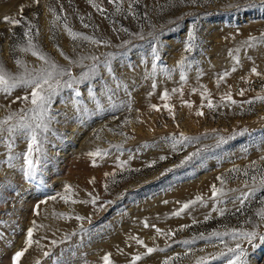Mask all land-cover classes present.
I'll list each match as a JSON object with an SVG mask.
<instances>
[{
    "label": "rangeland",
    "instance_id": "obj_1",
    "mask_svg": "<svg viewBox=\"0 0 264 264\" xmlns=\"http://www.w3.org/2000/svg\"><path fill=\"white\" fill-rule=\"evenodd\" d=\"M33 51L75 82L31 179L25 134L0 135V264H227L236 242L264 264V0H0V65L27 79ZM31 91L0 93V120Z\"/></svg>",
    "mask_w": 264,
    "mask_h": 264
},
{
    "label": "snow or ice",
    "instance_id": "obj_2",
    "mask_svg": "<svg viewBox=\"0 0 264 264\" xmlns=\"http://www.w3.org/2000/svg\"><path fill=\"white\" fill-rule=\"evenodd\" d=\"M110 2H112V0H110ZM21 11H23V9H21ZM4 22L10 23L12 25L18 24V21L10 17H5ZM27 34L28 33H25V35ZM69 35L71 38L76 39V35L72 34L70 31ZM193 39L194 37L190 34L189 41L191 42ZM186 50H189L187 46ZM33 55L37 56L38 59L46 63L48 67L41 68L34 75L32 73H29L27 79H25L23 76L12 75L10 72L6 71V69L2 65H0V93H3L5 95H11L12 91L20 83H23L26 87L32 89L30 97L25 96L17 98L23 99L25 103H30L32 105L31 108H29L23 115L18 116V114L12 113L4 120H0V135L6 132L9 134V136H11L16 132H23L27 137L28 147L26 152L23 154V159L26 166L24 174L28 179H31L35 175V171L40 163V160L34 159L33 157L35 154L43 153L42 145L44 140L46 139L45 134L50 130L49 125L51 123L52 117L49 115V113L51 110L52 98L54 95L57 94L59 88H71L73 87V83L75 82L74 80L63 81L64 76H71V74L64 69L59 68L54 62L48 60L47 57L43 56L37 51H33ZM16 63L18 66L22 67L21 62L19 60H17ZM155 69L156 64H153V70L155 71ZM91 70L95 71V68H92ZM253 71L255 72V70ZM181 79H184L183 74H181ZM75 95L79 96L80 93L76 92ZM166 95L167 93H165V96ZM259 99L264 101V98ZM208 106L210 108L212 107L211 102H209ZM13 120H15L16 123H11V121ZM90 155H99V153H92ZM10 162L11 158H9V165L11 166ZM234 171L239 170L237 169ZM244 175H248L247 171H245ZM218 179L221 180V183H223L222 178ZM251 181L253 184L252 189L249 192L242 193L241 196L238 198V202L241 205V208L245 205L247 199L255 191V185L257 181L256 176H252ZM245 186H248L247 181L245 182ZM259 187L264 190V174H261L259 177ZM212 192L213 198H216L218 195L222 194L217 192L215 186H213ZM233 202L235 203L236 201ZM188 207H190V204L183 205V209H186ZM260 218L264 219V215H262ZM145 226L147 227V224H145ZM230 235L232 236V239L234 241H238V239H244L253 247L255 246L252 244V242L257 237V233L254 231H239L233 232ZM31 236L32 230L30 229L28 231L29 240L26 241V246L31 244ZM217 239L223 243V239L219 235L217 236ZM260 239L264 241V237H260ZM138 243L142 244L143 242L138 241ZM24 251H26V248L16 252L14 257V264H18L19 259L24 255ZM152 251V249H148L149 253H151ZM223 255L226 258L227 264H249L248 253L242 248L239 242H236L235 247H228L227 253H224ZM103 259L104 264H109L108 255H105ZM136 259L139 260L140 257H136Z\"/></svg>",
    "mask_w": 264,
    "mask_h": 264
}]
</instances>
